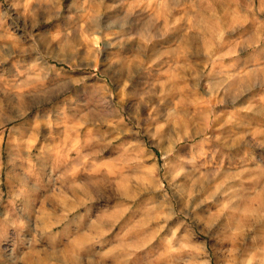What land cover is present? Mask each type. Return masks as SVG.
I'll return each mask as SVG.
<instances>
[{"label": "clouds", "instance_id": "obj_1", "mask_svg": "<svg viewBox=\"0 0 264 264\" xmlns=\"http://www.w3.org/2000/svg\"><path fill=\"white\" fill-rule=\"evenodd\" d=\"M0 264H264V0H0Z\"/></svg>", "mask_w": 264, "mask_h": 264}]
</instances>
